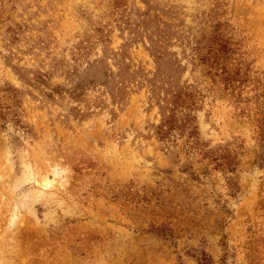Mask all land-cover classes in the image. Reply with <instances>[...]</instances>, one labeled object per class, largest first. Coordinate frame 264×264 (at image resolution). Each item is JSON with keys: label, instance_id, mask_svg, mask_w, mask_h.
<instances>
[{"label": "rangeland", "instance_id": "374dc122", "mask_svg": "<svg viewBox=\"0 0 264 264\" xmlns=\"http://www.w3.org/2000/svg\"><path fill=\"white\" fill-rule=\"evenodd\" d=\"M256 119L264 0H0V264H264Z\"/></svg>", "mask_w": 264, "mask_h": 264}, {"label": "trees", "instance_id": "16d2710c", "mask_svg": "<svg viewBox=\"0 0 264 264\" xmlns=\"http://www.w3.org/2000/svg\"><path fill=\"white\" fill-rule=\"evenodd\" d=\"M224 81L227 83V85H231L232 86L234 84V80L230 79L229 76H227V78H225ZM263 122H264V119H263ZM256 123H257L256 126L258 128L257 133H258V135L260 137H263L264 136V123H262L258 119H256ZM213 161L216 163V165L218 167H220L222 169V171L232 173L233 164L230 162V160H228V158L218 156V157H215ZM228 180H229L230 184H232V178L229 177Z\"/></svg>", "mask_w": 264, "mask_h": 264}, {"label": "bare ground", "instance_id": "6f19581e", "mask_svg": "<svg viewBox=\"0 0 264 264\" xmlns=\"http://www.w3.org/2000/svg\"><path fill=\"white\" fill-rule=\"evenodd\" d=\"M45 182H46L45 185L51 184V182L49 181V179L47 177H45Z\"/></svg>", "mask_w": 264, "mask_h": 264}]
</instances>
